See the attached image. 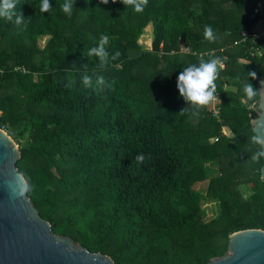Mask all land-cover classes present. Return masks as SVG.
Here are the masks:
<instances>
[{
    "label": "trees",
    "instance_id": "trees-1",
    "mask_svg": "<svg viewBox=\"0 0 264 264\" xmlns=\"http://www.w3.org/2000/svg\"><path fill=\"white\" fill-rule=\"evenodd\" d=\"M257 1L148 0L136 13L120 0H75L69 17L64 0H50L49 13L39 12L40 0H19L30 21L17 28L0 19V127L18 145L27 196L53 234L114 264H206L227 252L232 233L264 231V159H251L257 112L240 90L248 72L256 73L248 77L255 88L264 79V49L250 57L233 45L242 29L264 28L250 19ZM149 25L145 48L139 39ZM205 25L214 42L204 39ZM101 35L110 54L120 53L101 73L112 88H67L83 71H97L98 58L87 52ZM215 56L227 58L218 68L216 115L206 105L181 115L187 105L176 77ZM215 161L205 197L219 212L206 220L193 185Z\"/></svg>",
    "mask_w": 264,
    "mask_h": 264
},
{
    "label": "water",
    "instance_id": "water-1",
    "mask_svg": "<svg viewBox=\"0 0 264 264\" xmlns=\"http://www.w3.org/2000/svg\"><path fill=\"white\" fill-rule=\"evenodd\" d=\"M264 92V79L257 82ZM246 102V106H249ZM254 135L264 136V95L251 105ZM20 150L0 129V264H114L110 257L91 253L66 236L53 234L27 196L28 184L18 171ZM264 183V163L260 168ZM206 264H264V231L247 229L229 235L227 252Z\"/></svg>",
    "mask_w": 264,
    "mask_h": 264
},
{
    "label": "clouds",
    "instance_id": "clouds-1",
    "mask_svg": "<svg viewBox=\"0 0 264 264\" xmlns=\"http://www.w3.org/2000/svg\"><path fill=\"white\" fill-rule=\"evenodd\" d=\"M109 0H100V3L107 4ZM113 3L116 0H112ZM125 6L131 7L136 13H142L148 5V0H120ZM75 0H64V3L60 5V8L67 16L72 15L74 9ZM19 0H0V19L11 23L14 27H21L25 23L30 21V18H25L23 14L17 9ZM52 4L50 0H40L39 12H50L52 10ZM202 35L208 42H214L216 35L211 25H205L203 27ZM109 44V37L107 35H101L98 42L91 47L87 52V57L98 58V69L94 73H88L86 70L80 74V78L77 81L75 78L69 80L66 83L67 88H74L79 84L84 89H94L97 91H103L105 88L111 89L113 86L112 81L106 79L101 73L106 69L111 61H115L120 53L115 52L110 54L107 48ZM226 57H209L205 60L203 57L199 58L197 64H191L184 67L183 70L176 77V88L180 97L186 102V107L179 113L185 114L189 108H191L192 115L198 114V109L201 106L208 105L213 99H218V85L216 81L219 78V70L217 65L222 61H226ZM87 69V65L84 66ZM248 77L256 78L255 72H248ZM241 81L242 99L245 101H252L255 103L256 98L264 95L261 89L255 88L248 80ZM251 142L256 146V150L251 154V159L260 161L264 159V136L253 135ZM146 157L143 153H138L135 156V160L139 164H143Z\"/></svg>",
    "mask_w": 264,
    "mask_h": 264
},
{
    "label": "rangeland",
    "instance_id": "rangeland-1",
    "mask_svg": "<svg viewBox=\"0 0 264 264\" xmlns=\"http://www.w3.org/2000/svg\"><path fill=\"white\" fill-rule=\"evenodd\" d=\"M151 29H152V27H151V25H149L147 27L145 33L143 35H141L140 39H139V42L145 48H150V46H151V41H152ZM262 29H263V26H260L259 30H262ZM44 40H45V38H41L40 45L44 44ZM181 50H182V52H187V49H185L183 46H181ZM217 67L219 68L218 65H217ZM222 84H223V87L227 90H235V88L231 85L230 78H228V77L222 78ZM206 106H207V110L209 112H212L213 115H215L216 111H217V99H213ZM196 121H197V117L191 118L192 123H195ZM222 132H223V134H225L227 136L231 135L230 131L227 128H223ZM205 169H206L205 170V175H206L205 180L195 183L193 185V189L204 198V201L202 202V210L205 213V219L210 220V219L215 218L218 215L219 207H218V203L215 200L205 197V193H206L208 179L213 177V176H216L218 174V163L216 161L208 163L205 165ZM240 190L242 191L244 196H246L250 193V191L244 186H241Z\"/></svg>",
    "mask_w": 264,
    "mask_h": 264
},
{
    "label": "built area",
    "instance_id": "built-area-1",
    "mask_svg": "<svg viewBox=\"0 0 264 264\" xmlns=\"http://www.w3.org/2000/svg\"><path fill=\"white\" fill-rule=\"evenodd\" d=\"M264 0H259L254 5L250 19L257 18V24L264 22ZM234 46H241L245 54L250 57H258L264 49V28L259 30L255 27L253 32L242 29L241 38L233 43ZM219 68H223V63L218 64ZM216 115V114H215ZM4 132L8 133L4 127H0Z\"/></svg>",
    "mask_w": 264,
    "mask_h": 264
},
{
    "label": "crops",
    "instance_id": "crops-1",
    "mask_svg": "<svg viewBox=\"0 0 264 264\" xmlns=\"http://www.w3.org/2000/svg\"><path fill=\"white\" fill-rule=\"evenodd\" d=\"M257 27H258V25H257Z\"/></svg>",
    "mask_w": 264,
    "mask_h": 264
}]
</instances>
